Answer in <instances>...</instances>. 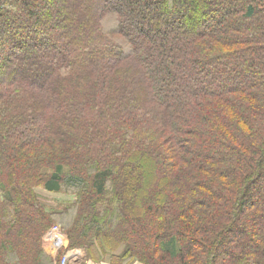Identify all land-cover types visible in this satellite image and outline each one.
I'll list each match as a JSON object with an SVG mask.
<instances>
[{
    "label": "trees",
    "instance_id": "obj_1",
    "mask_svg": "<svg viewBox=\"0 0 264 264\" xmlns=\"http://www.w3.org/2000/svg\"><path fill=\"white\" fill-rule=\"evenodd\" d=\"M75 247L264 264V0H0V264Z\"/></svg>",
    "mask_w": 264,
    "mask_h": 264
},
{
    "label": "built area",
    "instance_id": "obj_2",
    "mask_svg": "<svg viewBox=\"0 0 264 264\" xmlns=\"http://www.w3.org/2000/svg\"><path fill=\"white\" fill-rule=\"evenodd\" d=\"M47 239L49 240L51 246L56 249L62 248L68 241V235L65 233L59 225H54L47 233ZM81 252L78 249L67 250L59 264H71L72 259L76 261L77 255Z\"/></svg>",
    "mask_w": 264,
    "mask_h": 264
},
{
    "label": "rangeland",
    "instance_id": "obj_3",
    "mask_svg": "<svg viewBox=\"0 0 264 264\" xmlns=\"http://www.w3.org/2000/svg\"><path fill=\"white\" fill-rule=\"evenodd\" d=\"M46 195L48 196V198L50 197L51 200H53L52 202L55 204L58 203H63V204H67L71 198V196L65 194V193H54V192H50V193H46ZM69 244V240L66 243V246H68ZM65 247V245L63 246ZM62 247V248H63ZM62 248L60 249H56L54 246H50L49 250L47 251L51 256H53L54 258L57 259V257H59L60 252L62 250ZM75 249L80 250L81 254L77 255L76 261L75 263H79V261L83 258V263L82 264H88V261L92 262L91 255L88 254V252L86 251V249L84 247H75ZM120 251V249L118 250ZM101 262V260H100Z\"/></svg>",
    "mask_w": 264,
    "mask_h": 264
},
{
    "label": "crops",
    "instance_id": "obj_4",
    "mask_svg": "<svg viewBox=\"0 0 264 264\" xmlns=\"http://www.w3.org/2000/svg\"><path fill=\"white\" fill-rule=\"evenodd\" d=\"M50 246H51V244H49L48 246H47V251L49 250V248H50ZM81 254V253H80ZM83 258L79 261V263H75V260L74 259H72V261H71V264H82L83 263ZM92 262H90V261H88V264H109V260L108 259H106V260H101V262L99 261V262H96V261H94V260H91Z\"/></svg>",
    "mask_w": 264,
    "mask_h": 264
}]
</instances>
